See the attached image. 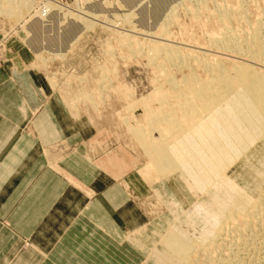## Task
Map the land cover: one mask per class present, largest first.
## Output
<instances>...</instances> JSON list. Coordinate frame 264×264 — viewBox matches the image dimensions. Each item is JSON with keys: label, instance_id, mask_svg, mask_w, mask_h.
Wrapping results in <instances>:
<instances>
[{"label": "rangeland", "instance_id": "rangeland-1", "mask_svg": "<svg viewBox=\"0 0 264 264\" xmlns=\"http://www.w3.org/2000/svg\"><path fill=\"white\" fill-rule=\"evenodd\" d=\"M28 1L24 6L23 0H12L10 14L3 12L7 4L4 8L0 1V68L40 74L48 91L43 96H57L72 119H84L90 128L85 138L88 156L117 157V169L133 161L139 193L127 185L124 188L147 220L168 207L170 219L151 227L147 235L155 233L150 239L137 238L148 246V263L177 264L176 256L161 243L174 226L196 240L187 247L191 264H209V256L220 261L233 258L230 264H241V260L242 264H264V236L246 241L247 235H241L243 219L234 215L254 205L257 195L264 193V96L261 92L253 96L257 95L253 88L262 85L258 67L264 69V64L255 61L256 66L251 62V67L244 68L229 63L228 86L209 79L200 67L218 56L242 61L234 52L215 47L211 36H219L227 21L233 31L246 33L264 17V0H183L169 10L173 17L162 32L146 7L148 0ZM45 1L51 11L44 21L49 22L52 14L55 28L51 31L71 35L65 36L70 43L59 41L60 35L56 42L44 38L40 12L47 8L37 9ZM224 9L227 21L221 15ZM164 38L185 55L187 66L177 68L163 54L154 59L150 43ZM19 48L30 55L29 62L22 63ZM186 106L192 110L188 114ZM170 146L171 151L180 149L171 155ZM186 160L200 164L192 166ZM162 180L175 185L166 183L167 189H156L153 184ZM173 193L170 208L160 195L172 200ZM242 236L244 244L238 241ZM207 243L215 248L212 253L205 251Z\"/></svg>", "mask_w": 264, "mask_h": 264}, {"label": "crops", "instance_id": "crops-1", "mask_svg": "<svg viewBox=\"0 0 264 264\" xmlns=\"http://www.w3.org/2000/svg\"><path fill=\"white\" fill-rule=\"evenodd\" d=\"M45 93L40 74L0 68V264H149L137 238L150 239L168 207L147 220L124 188L139 193L133 161L88 156L84 119ZM160 196L171 208L175 193Z\"/></svg>", "mask_w": 264, "mask_h": 264}, {"label": "bare ground", "instance_id": "bare-ground-1", "mask_svg": "<svg viewBox=\"0 0 264 264\" xmlns=\"http://www.w3.org/2000/svg\"><path fill=\"white\" fill-rule=\"evenodd\" d=\"M1 2H2V5L4 6V8H5V10L7 9V11H3V12H10L11 13V6H12V0H0ZM169 1V0H168ZM168 1L167 0H148V6H146V7H148L149 9L148 10H151L152 11V13H153V18H156L157 20H156V25H157V27H158V29H160L161 30V32L165 29V27H166V24H167V22H168V19H170V18H172L173 17V15L169 12V10L170 9H172V6L173 5H175V6H177V5H181L182 3H183V0H170V2L172 3V4H169L168 3ZM195 1H197V0H195ZM7 4L6 6L4 5L5 3ZM11 2V3H10ZM28 0H23V5L25 6V5H27L28 4ZM205 2V1H204ZM1 4V3H0ZM145 4V3H144ZM197 7H199V8H202V4L201 3H197V4H195ZM221 6V5H220ZM1 7V6H0ZM189 7V6H188ZM210 7V6H209ZM143 9V8H142ZM195 9V8H194ZM216 9H218V8H216ZM219 9H220V7H219ZM139 10V9H138ZM174 10V9H173ZM196 10V9H195ZM197 11H198V9H197ZM142 12V11H141ZM150 12V11H149ZM196 12V11H195ZM9 13V14H10ZM40 13H42V12H40ZM243 13H245L244 11H242V16H243ZM19 14V13H18ZM231 14H233V13H231ZM42 15V14H41ZM85 15H87V13L85 14ZM142 15H143V13H142ZM160 15V16H159ZM221 15H222V17H223V19H224V21H227L228 20V11L226 10V9H224V11H221ZM37 16H39V15H37ZM44 15H42L41 17L43 18H41V20H43L44 21V17H48V16H44ZM50 16H51V18L49 19L48 18V20H49V22L47 21V23H46V21H44V23H42L43 21H41V27H42V32H44V34H45V39H51L52 41H54V42H56L57 41V39H56V36H58V35H60V36H58V38L60 37V39H59V41H63V40H65L64 42H65V44L67 43V42H69V41H66V40H69V39H67V37L68 36H71V35H66V34H64V33H62V32H60V31H58V32H54V31H51L52 29H53V21H54V19H53V16H52V14H50ZM261 16H263V15H261ZM86 17V16H85ZM158 17V18H157ZM82 18H83V16H82ZM248 18H249V16H248ZM40 19V18H39ZM47 19V18H46ZM45 19V20H46ZM53 19V20H52ZM87 20V19H86ZM171 20V19H170ZM230 20V19H229ZM255 20V19H254ZM40 21V20H39ZM251 22V21H250ZM228 23V21L226 22V23H224V26L222 27L223 29H222V31L221 30H219L220 31V34H219V36H216V35H214V36H211L212 38V44L215 46V47H217V48H220V49H223V50H226L227 52L228 51H231V52H234L235 54H237L239 57H240V59L242 60V61H236V60H232V59H226V58H223V57H221V56H218L219 58H217V60L216 61H214V62H212V61H206V62H203V63H201L200 64V67L204 70V72H205V74H206V76L210 79H212V80H215V81H220V82H225L226 83V85H227V82L228 81H230V80H232V76L229 74V72H228V65H229V63H233V64H238V65H241L242 67H244V68H247V67H251V62H255V63H257V64H260L261 63V65L262 64H264V17H260V18H258L257 20H256V23H255V25L254 26H252L251 28H250V30H244L246 33H237V32H235V31H233V29L227 24ZM230 23V22H229ZM244 23V22H243ZM28 25V24H27ZM252 25H253V23H252ZM39 26V25H38ZM245 26V25H244ZM220 27V26H219ZM55 28V27H54ZM31 29V28H30ZM220 29H221V27H220ZM241 29V28H240ZM158 31V30H157ZM159 33L158 34H160V31H158ZM64 36V37H63ZM65 36H67V37H65ZM167 39L168 38H164V40L163 41H160V40H154L153 39V41L150 43V45L152 46V48L150 49L151 50V52H152V54H154V59L155 58H157V56L158 55H161V54H163V55H165V61H169V62H173V63H177V64H174L177 68L180 66H187L188 65V62L189 61H187V58L185 57V55H183L182 53H180V51H178L177 50V48H175L174 46H171L170 44H169V42H167ZM151 40H152V38H151ZM49 41V40H48ZM122 42H123V40H122ZM70 43V42H69ZM64 44V43H63ZM127 44V43H126ZM149 45V46H150ZM234 56V55H233ZM235 57V56H234ZM233 57V58H234ZM160 57H158L157 59H159ZM189 58V57H188ZM211 58V57H210ZM236 58V57H235ZM162 60V59H161ZM164 60V59H163ZM237 60H238V58H237ZM156 61V60H155ZM254 63V64H255ZM158 64H160L159 63V61H158ZM166 63L164 62V65H165ZM232 64V65H233ZM155 65V64H154ZM173 65V64H172ZM255 66H256V64H255ZM264 66V65H263ZM157 67V66H156ZM161 67H162V65H161ZM239 67V66H238ZM253 67V66H252ZM165 68H168L167 67V64H166V66H165ZM237 68V67H236ZM259 68V71H258V73L260 72L261 73V75L259 74V78H261V81H262V85H256L254 88H253V93H259V92H261L262 94L261 95H263L264 96V69L262 68V67H258ZM257 68V69H258ZM163 69V68H162ZM256 69V70H257ZM164 70V69H163ZM162 70V71H163ZM168 70H169V68H168ZM167 70V71H168ZM168 73V72H167ZM235 74V73H234ZM254 74H255V72H254ZM249 75V74H248ZM160 76V75H159ZM167 76H169V75H167ZM247 76V75H246ZM165 77V76H164ZM251 77V76H250ZM167 78H169V77H167ZM236 78V77H235ZM247 78H248V76H247ZM251 79V78H250ZM253 79V78H252ZM251 79V80H252ZM258 79V78H257ZM235 80V79H234ZM237 80V79H236ZM247 80V79H246ZM250 80V81H251ZM157 82V81H156ZM219 83V82H218ZM254 83V85L256 84L255 82H253ZM260 84V83H259ZM219 85V84H218ZM228 86V85H227ZM226 87V86H225ZM231 87V86H230ZM250 87H251V84H250ZM229 89V88H228ZM251 90H252V88H251ZM252 93V92H251ZM258 93H257V95L255 94V95H253V96H258ZM163 97V96H162ZM164 98V97H163ZM185 105V104H184ZM162 107V106H161ZM183 108V107H182ZM181 108V109H182ZM159 109V108H158ZM186 110V112H184V113H186V114H188L187 112H191L192 110H191V108L189 107V106H186V108H185ZM160 110V109H159ZM184 111V110H183ZM160 112H162V111H160ZM218 112V111H217ZM216 112V113H217ZM162 114V113H161ZM192 115V114H191ZM162 117L163 116H165V114L163 113V115H161ZM169 116V115H168ZM167 116V117H168ZM188 117V116H187ZM161 118V117H160ZM166 118V116L164 117V118H162V119H165ZM189 118H190V116H189ZM159 120V119H158ZM168 119L166 118L164 121H167ZM167 123V122H166ZM167 129V128H166ZM174 129V128H173ZM172 129V130H173ZM169 130H170V127H169ZM175 130V129H174ZM167 131V130H166ZM178 132V131H177ZM172 134V133H171ZM177 134V133H176ZM179 136V135H178ZM179 137H181V136H179ZM184 138H187V137H184ZM195 139V138H194ZM186 140H188V139H186ZM182 142V141H181ZM184 142V141H183ZM173 144V143H172ZM169 145H170V143H169ZM174 145V144H173ZM175 145H176V143H175ZM167 147L168 146H166V149H165V147H164V150H166L167 151ZM176 148L177 146H173V148ZM186 147V146H185ZM170 149V150H169ZM169 152L171 153V155H173L172 153H176L177 151H176V149H173V150H175L176 152H174L173 150L171 151V146L169 147ZM178 149H180L179 147H178ZM177 149V150H178ZM183 150V149H182ZM180 151V152H184L185 150H183V151ZM163 151V150H162ZM187 152H189V150H186ZM180 152H178V154L180 153ZM187 152H185L186 153V155H187ZM165 153V152H164ZM184 153V154H185ZM194 153H195V151H194ZM183 154V156H185ZM167 155H168V153H167ZM180 155H181V153H180ZM180 155L179 156H177V157H180ZM182 156V155H181ZM188 156V155H187ZM192 156H194L193 154H192ZM190 157V156H189ZM188 157V158H189ZM197 158V157H196ZM195 158V159H196ZM190 159V158H189ZM192 159V158H191ZM198 159V158H197ZM199 160V159H198ZM176 161H179V160H176ZM187 162H188V160H186ZM190 161H192L193 162V160H190ZM190 161L187 163V164H192V163H190ZM195 161H197V160H195ZM194 161V162H195ZM193 162V163H194ZM199 162V161H198ZM195 164H200V162L199 163H195ZM195 164H192V166H195ZM190 165H188L189 167H190ZM192 166L190 167V168H192ZM198 167V166H197ZM196 167V168H197ZM255 193H257V192H255ZM234 215L236 216V217H240L241 219H243L241 222H242V233H241V235L242 234H245V235H247V237L245 238L246 239V241H248L249 240V238H251V240H249L250 242H252L255 238H257V237H261V236H264V193L262 194V193H259L258 195H257V199H256V202L254 203V205H246L245 206V208H243V210L241 211V212H235L234 213ZM252 220H255L256 221V224L254 225L253 223H252ZM238 231H241V230H239L238 229ZM237 231V233H239ZM183 232V231H182ZM181 232V229L180 230H177L176 228H174V226H172V227H169V229L164 233V235L162 236V239H161V243L164 245V247L168 250V252H171V253H173L175 256H176V258H177V264H191V260H190V258H188V256L190 255V253L188 252V250L190 251V249H188L187 247L189 246V247H192L193 245H195L196 244V240H193L194 238H191V236H188V235H186V234H183ZM240 234V233H239ZM236 236H238V235H236ZM239 238V237H238ZM262 238V237H261ZM261 238H259V242L261 241L260 239ZM235 239V238H234ZM233 239V242L235 241V242H238V241H241L240 243L241 244H244V243H242V239H243V236L241 237V240H234ZM240 239V238H239ZM248 239V240H247ZM256 240V239H255ZM262 240H264V238L262 239ZM257 241V242H258ZM229 242H232L231 241V238L229 239ZM243 242H245V240L243 241ZM250 242H248L249 244H250ZM256 242V243H257ZM253 243H255V241L253 242ZM255 243V244H256ZM263 243V242H262ZM200 244H202V243H200ZM205 244V243H204ZM218 243L216 242L215 244H212V246H215V245H217ZM229 244V243H228ZM246 244V243H245ZM203 245V244H202ZM201 245V246H202ZM230 245V247H231V245H233V244H229ZM238 245H240V244H238ZM237 245V246H238ZM211 246V244L210 243H207V245H206V248H205V251H207V253L209 254L210 252L212 253V251L215 249V248H213ZM235 244H234V247L233 248H235ZM255 246V245H254ZM203 247V246H202ZM229 247V246H228ZM257 247H258V244H257ZM237 249H234V250H238V247H236ZM254 248H256V247H254ZM259 248H261V246L259 247ZM245 249V248H244ZM243 249V250H244ZM262 249H264V246L262 247ZM204 250V249H203ZM229 250L230 249H228V252H229ZM232 250H230V252H231ZM239 251V250H238ZM262 251V250H261ZM229 252V253H230ZM234 252V251H233ZM257 252V251H256ZM187 253H189V255L187 254ZM236 253V252H235ZM254 253V252H253ZM262 253V252H261ZM260 253V254H261ZM187 254V255H186ZM258 254V253H257ZM227 255H229V254H227ZM232 255V254H231ZM237 255H238V253H237ZM254 255V254H253ZM263 256H264V254H262ZM216 256V255H215ZM252 256V255H251ZM250 256V258H252ZM255 256V255H254ZM257 258H258V256H256ZM217 258H219V257H217ZM216 257L214 258V257H211V256H209V257H207L206 258V260H207V262L209 263V264H230L231 263V261L233 262V258H229V259H227L226 260V258H228V257H226V258H224L223 260H221L220 261V259L221 258H219V260H216L217 259ZM239 258V257H238ZM248 258H249V256H248ZM254 258V257H253ZM261 258V257H260ZM259 258V259H260ZM241 259H243V258H241ZM246 259V258H245ZM256 259V258H255ZM263 259H264V257H263ZM239 260H240V258H239ZM250 260H253V259H250ZM257 260V259H256ZM244 261V260H243ZM261 261V260H260ZM221 262V263H220ZM237 262H239V261H237ZM252 262H254V260L252 261ZM255 263V262H254ZM234 264V263H233ZM239 264V263H238ZM241 264H242V260H241Z\"/></svg>", "mask_w": 264, "mask_h": 264}, {"label": "built area", "instance_id": "built-area-1", "mask_svg": "<svg viewBox=\"0 0 264 264\" xmlns=\"http://www.w3.org/2000/svg\"><path fill=\"white\" fill-rule=\"evenodd\" d=\"M45 4H47V1H45L42 5V7H40L39 9H37V11H41V10H44L45 8H47V10L46 11H42V14L44 15V16H48V13L51 11L48 7H45ZM53 4V3H52ZM54 5V4H53ZM38 14V13H37Z\"/></svg>", "mask_w": 264, "mask_h": 264}]
</instances>
